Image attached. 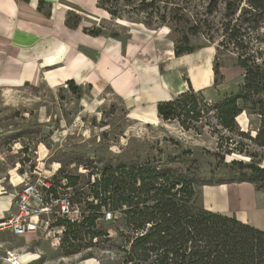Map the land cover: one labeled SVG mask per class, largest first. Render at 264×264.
Returning <instances> with one entry per match:
<instances>
[{
  "label": "rangeland",
  "instance_id": "obj_1",
  "mask_svg": "<svg viewBox=\"0 0 264 264\" xmlns=\"http://www.w3.org/2000/svg\"><path fill=\"white\" fill-rule=\"evenodd\" d=\"M128 2L119 0V17H111L98 7L96 0V8L104 16L99 27L101 32L114 33L118 29L124 36V30L137 28L135 23L144 25L150 22V28L144 26L159 29L152 34L167 35L179 46H183V36H187V47L193 51L183 62L188 65L193 88L199 89L208 82L209 68L212 69L213 63L217 62L222 83L213 85L212 73L203 90L206 100L212 102L236 90L242 77L232 44L229 43L228 49L218 46L225 35L223 4L211 15H206L203 14L205 0H155L152 7L140 13H134L131 8L140 7L141 0ZM177 2L181 7L186 5L191 9L185 13L189 17L187 22L173 18L174 12H179ZM151 9L153 14L149 13ZM160 14H165V19H161ZM76 19L67 16L69 23ZM192 25L199 29L194 35L188 32ZM242 32L247 39L256 36L264 39V19L260 23H246ZM149 108L144 114L131 113L125 101L109 87L94 92L79 87L76 93L66 85L50 88L44 83L39 87L28 83L0 87V192L14 191L12 183L18 184L23 178L33 181L46 175L50 176L55 187H59L60 193L79 201L82 209L89 212L88 206L93 202L91 183L104 164L129 166L147 161L152 164L168 162L172 166L189 168L205 183L198 188L202 203L204 191L208 188L250 183L258 193V206H264V190L257 191L253 183L246 181L250 170H240L230 163L232 160L247 162V157L233 154L220 158L217 131L209 126L184 130L177 123L159 120L153 107ZM253 119L243 113L238 123L247 129L255 125ZM261 166L264 167V161ZM117 216L119 218L120 214ZM97 221L102 222L101 218ZM102 223L112 238H115V228L124 230L121 222ZM89 241L85 236L74 242L73 247L81 254L72 257L71 261L58 258L54 262L49 260L48 264H79L85 256H91L99 264H119L111 241H105L101 247L89 245ZM119 243L124 244V239ZM59 252L54 256L59 257Z\"/></svg>",
  "mask_w": 264,
  "mask_h": 264
},
{
  "label": "trees",
  "instance_id": "obj_2",
  "mask_svg": "<svg viewBox=\"0 0 264 264\" xmlns=\"http://www.w3.org/2000/svg\"><path fill=\"white\" fill-rule=\"evenodd\" d=\"M118 1L97 0V5L111 17H119ZM128 1L132 0L125 3ZM145 1L141 0L140 7H133L131 11L146 12L155 2ZM205 2L203 14L206 15L224 5L225 35L218 46L228 49L229 43L232 44L242 82L235 91L208 102L202 90H194L187 81V90L156 103V115L159 120L177 123L184 130L209 126L217 131L220 158L233 154L247 157V162L232 160L230 163L240 170L249 169L246 181L253 183L257 191L264 190V167L261 166L264 161V39L259 36L247 39L242 32L246 23L262 22L264 0ZM177 3L179 12H174L173 18L187 22L189 17L185 13L191 9ZM149 13L153 14V10ZM160 17L165 19V14ZM66 23L74 27L77 22L66 20ZM144 25L150 28V22ZM99 29L85 28L84 31L98 35ZM198 31L196 25L188 28L191 35ZM173 43L176 57L193 51L187 47V36H183V46ZM219 67V63H213L215 86L222 83ZM67 87L73 93L79 89L72 81L67 82ZM243 113L254 117L253 127L243 129L239 125L237 117ZM99 172L91 183L93 202L88 206V214L82 223L68 224V234L74 242L88 236L89 245L101 247L105 241H111L119 264H264V229L243 222L234 214L204 207L198 188L205 183L189 168L147 161L129 166L104 164ZM102 209L119 213V218L110 223L121 222L125 231L117 227L115 238L108 236L103 223L97 221ZM94 237L96 241L92 242ZM123 239L124 244L119 243ZM73 245L61 255L78 252Z\"/></svg>",
  "mask_w": 264,
  "mask_h": 264
},
{
  "label": "crops",
  "instance_id": "obj_3",
  "mask_svg": "<svg viewBox=\"0 0 264 264\" xmlns=\"http://www.w3.org/2000/svg\"><path fill=\"white\" fill-rule=\"evenodd\" d=\"M95 4L96 0H0V87L25 83L39 87L44 83L54 88L67 86L68 81L91 92L109 87L137 115L144 114L150 106L156 111L158 101L187 90V81L193 88L188 65L183 62L188 54L176 57L169 36L152 34L159 29L135 23L137 28L124 30V36L118 29L116 33L106 30L98 35L85 32V28L100 27L104 17ZM67 16L77 17L76 26L67 25ZM212 73L210 66L209 80L199 88L202 93ZM235 184L207 187L202 204L264 229V206H258V193L250 183ZM9 199L0 192V219L15 210ZM0 242L5 249L16 250L30 243L43 252L38 262L32 261V254L21 255L22 264H48L49 260L54 262L62 257L59 249L48 247L33 234L16 236L9 230H0ZM79 264L99 263L89 257Z\"/></svg>",
  "mask_w": 264,
  "mask_h": 264
},
{
  "label": "built area",
  "instance_id": "obj_4",
  "mask_svg": "<svg viewBox=\"0 0 264 264\" xmlns=\"http://www.w3.org/2000/svg\"><path fill=\"white\" fill-rule=\"evenodd\" d=\"M50 176H38L35 180L23 178L18 184L12 183L14 191L2 192L10 196L15 210L7 218L0 219V230H9L16 236L35 235L37 240L46 242L51 248L68 251L72 243L68 234V224L77 225L83 222L88 214L83 210L79 201H74L68 194L60 193ZM117 212L102 209L101 221L110 223L117 219ZM95 242L96 238H92ZM0 263L22 264L23 254H32L33 262H38L43 252L36 245L27 243L20 250L5 249L0 242ZM81 251L69 256H62V261H71L72 257L80 255Z\"/></svg>",
  "mask_w": 264,
  "mask_h": 264
},
{
  "label": "bare ground",
  "instance_id": "obj_5",
  "mask_svg": "<svg viewBox=\"0 0 264 264\" xmlns=\"http://www.w3.org/2000/svg\"><path fill=\"white\" fill-rule=\"evenodd\" d=\"M194 62H196V60L194 61ZM194 65V64H193ZM197 66V65H196ZM201 66V65H200ZM193 82H194V80H192ZM49 82H50V84H51V86H54V81L53 80H51V79H49ZM119 89H122V88H120L119 87ZM118 89V90H119ZM126 90V89H125ZM153 107V106H152ZM150 109V108H149ZM155 110V109H154ZM155 113V112H154ZM239 119V116L237 117V120ZM3 195H5V194H3ZM222 195V194H221ZM219 196V195H218Z\"/></svg>",
  "mask_w": 264,
  "mask_h": 264
}]
</instances>
